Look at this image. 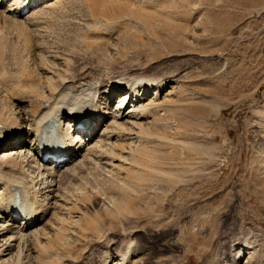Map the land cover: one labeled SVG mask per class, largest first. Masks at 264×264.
Returning a JSON list of instances; mask_svg holds the SVG:
<instances>
[{"label": "rangeland", "instance_id": "rangeland-1", "mask_svg": "<svg viewBox=\"0 0 264 264\" xmlns=\"http://www.w3.org/2000/svg\"><path fill=\"white\" fill-rule=\"evenodd\" d=\"M113 1L99 13L70 0L0 29L1 72L29 63L26 45L98 83L176 80L147 111L132 176L91 162L61 179L84 217L38 245L34 262L56 264L58 253L65 264H101L133 240L137 264H229L239 250L238 264H264V0ZM98 30L106 41L90 39Z\"/></svg>", "mask_w": 264, "mask_h": 264}, {"label": "bare ground", "instance_id": "bare-ground-1", "mask_svg": "<svg viewBox=\"0 0 264 264\" xmlns=\"http://www.w3.org/2000/svg\"><path fill=\"white\" fill-rule=\"evenodd\" d=\"M69 1L0 0V29L5 28L6 23H15L17 29L20 28L17 24L35 23L41 12L56 10ZM88 1L94 8L100 3L99 0ZM102 4L100 7L106 3ZM23 8L29 11L22 13ZM108 32L93 31L89 36L97 42L106 41ZM25 46L30 58L23 69L14 65V69L7 72L0 69V264H35L33 251L38 245L56 237L64 222L76 223L84 217L80 203L71 199L61 184V179L72 176L77 168L96 162L109 173H124L127 180L126 172L135 162H140L146 152L147 141L140 137L150 125L146 122L147 111L151 107L159 110L161 97L164 99L171 94L176 84L175 79L154 74L117 78L106 83L94 82L85 70L82 76L73 77L83 70L75 73L58 53L46 59L35 51L29 54L30 48ZM77 122H82L83 127L77 128ZM50 151H58L64 161L55 162L51 157L44 161ZM132 242H127L124 254L112 250L101 264H137L142 250ZM59 255L51 257L52 260L65 264L62 259L66 260L67 255ZM230 256L229 264H238L241 252Z\"/></svg>", "mask_w": 264, "mask_h": 264}]
</instances>
